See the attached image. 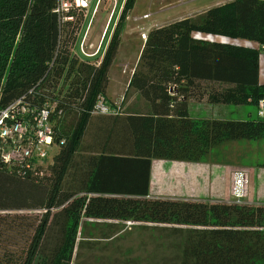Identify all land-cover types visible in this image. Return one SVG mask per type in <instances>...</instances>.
<instances>
[{"label": "trees", "instance_id": "obj_1", "mask_svg": "<svg viewBox=\"0 0 264 264\" xmlns=\"http://www.w3.org/2000/svg\"><path fill=\"white\" fill-rule=\"evenodd\" d=\"M135 1L113 13L102 56L101 46L81 57L68 49L76 24L60 26L57 0H0V106L35 88L40 102L63 109L55 130L65 141L49 177L0 170V211H43L23 230L25 247L4 248L0 264H78L83 218L163 224L183 237L179 264H264V204L150 196L153 160L201 162L225 142L264 138V119L192 118L188 108L190 98L256 105L264 96V0H231L151 29L128 86L149 112L92 114L100 94L108 100V72ZM93 117L100 124L84 146ZM7 217L0 238L23 225Z\"/></svg>", "mask_w": 264, "mask_h": 264}, {"label": "rangeland", "instance_id": "obj_2", "mask_svg": "<svg viewBox=\"0 0 264 264\" xmlns=\"http://www.w3.org/2000/svg\"><path fill=\"white\" fill-rule=\"evenodd\" d=\"M178 1L136 0L133 9L128 13L130 20L127 22L135 27L134 33L129 35L126 32L121 40L111 67V81L107 90L109 96H117L119 100L115 104L121 106L122 109L134 92V88L128 87L129 80L132 69L139 60L142 42L144 41L137 29L138 25L154 20L166 24L174 18L177 19V16H184V12L195 5L194 2L180 3ZM122 4L123 0L90 1L88 14L76 44V50L81 57L85 56L81 52L80 42L88 23L87 33L91 27V33L99 38L103 27L106 25L104 36L109 26L108 35L110 36L117 21V19L115 20L116 14L113 17V13H118ZM146 12L151 14L150 18L137 20V17H142ZM104 36L98 49L100 50L102 46L98 56H102L107 43L106 40L102 45ZM261 54H263L262 51ZM90 59L94 60L95 58L91 57ZM100 60L101 58L94 60V62L99 64ZM136 103L145 104L139 98ZM198 107L196 105L192 107V114L207 117L213 114L215 110L206 109L207 106H205L206 108L200 111ZM227 107L225 110H221L226 118L244 119L249 118L247 115L248 108L252 109L254 106L228 104ZM70 118H67L68 121L72 120L71 122H73V118ZM59 150L60 146L55 144L49 155L40 160L42 166L45 167L42 175L46 177L51 175L50 166ZM228 159L233 160L230 167L223 165V161L226 162ZM168 163L171 164V160ZM178 163L185 164L187 171H181L176 164L167 173H157L158 179L162 180L161 176H164L163 180H166L168 185L178 186L179 189L174 191L176 195L209 202L264 204V138L231 140L213 148L201 162ZM71 175H69L68 181L71 179ZM42 212V210L0 211L2 216L9 215L5 218L9 223L12 220L11 217L16 216H19L16 217L17 223L19 221L23 223L21 230L12 234L8 233L7 238H0V253L4 248L16 250L25 247L28 240L27 235L23 234V230L25 228L31 229L38 219L37 216ZM167 228L163 224L83 218L77 235L74 263L179 264L183 237L174 234Z\"/></svg>", "mask_w": 264, "mask_h": 264}, {"label": "built area", "instance_id": "obj_3", "mask_svg": "<svg viewBox=\"0 0 264 264\" xmlns=\"http://www.w3.org/2000/svg\"><path fill=\"white\" fill-rule=\"evenodd\" d=\"M91 0H57L55 8L59 17L60 26L69 23L76 24L72 38L68 41V49L71 53L81 56L76 50V44L81 27L88 14ZM149 14L143 15L144 18ZM142 38L146 40L147 33ZM65 36L59 38L62 44ZM81 51L84 45L81 42ZM264 51V45L259 46ZM98 52V49L96 53ZM94 53V54H96ZM92 54L91 56H93ZM258 117L264 119V96L257 104ZM63 109L57 108L55 102H40L36 97L35 88H32L17 99L0 106V170L18 176H41L45 167L40 160L46 158L55 144L61 146L64 139L56 138L55 116H61ZM123 109L117 104H111L104 95L98 96L97 103L92 114H122ZM101 220V219H96ZM131 222V221H130Z\"/></svg>", "mask_w": 264, "mask_h": 264}, {"label": "crops", "instance_id": "obj_4", "mask_svg": "<svg viewBox=\"0 0 264 264\" xmlns=\"http://www.w3.org/2000/svg\"><path fill=\"white\" fill-rule=\"evenodd\" d=\"M228 1H231V0H179L178 2H180V3H183V2L184 3L185 2L186 3L187 2H194L195 5H194V7L188 8V10L186 12H184V14H185V15L183 14L184 16H179V17L177 16V19H180L181 17L184 18V17H196V16H199L200 14L204 13L207 9H209V8H211L213 6H217V5L226 3ZM94 10H95V8H94ZM97 12H98V10H97ZM145 14H149V16L146 17V18H150L151 17V14L149 12H146L143 15H145ZM143 15H142V17H137V20H139L141 18H144ZM146 18H144V19H146ZM177 19L174 18L173 20H170L168 23H170V22H172L174 20H177ZM129 20H130V17L128 16L127 19H126L123 31L121 33V40L123 39V37H124L126 32L129 35L131 33H134L133 30L135 29V27L134 26L132 27L127 22ZM162 23L163 22L159 23V21H155L154 20V21H152L150 23H145V24H142V25H138L137 29L140 31L141 35L143 33H147L148 34L151 29H153L155 27H160V26L165 25V24H162ZM168 23H166V24H168ZM88 28H89V23H88V26L86 28L85 33L83 34L81 42L84 45V51L86 52V54H88L87 56H91L92 54L96 53L97 49H99V46L101 44V40H102V38L104 36L106 25L103 27V30L101 32L102 34H101V36L99 38L96 35L94 36L91 33V27H90V30L87 33V29ZM195 36L196 37H202V38H211V39L215 40L216 42L223 39L220 36H211V35H207V34H204V33H195ZM143 40L144 41L142 42L141 50H142V48H143V46L145 44V41H146L145 39H143ZM80 48H81V46H80ZM262 52H263V54H261L260 61H259V81H260V83H264V51H262ZM84 56H86V55H84ZM92 61L94 62V60H92ZM111 67H112V65L110 66V69H109V72H108V84L111 81V78H110ZM136 67H137V64L133 67L132 74L134 73V70H135ZM132 74H131V77H132ZM107 90H108V86H107V89H106V95H107V98H108L109 102L111 104L112 103L115 104V102H118L119 99L117 98V96L116 95H114V97L109 96L108 93H107ZM138 98L140 100L144 101L145 104L144 105L137 104L136 102L138 101ZM195 105H196V107L199 106L198 110H200V111H202L203 108L205 109L206 108L205 106H207L206 109H213V110L215 109V110H214L213 114H210V116H207V117L200 116V114L195 115V114H192V112H191L192 107L195 106ZM247 105H251V104H247ZM124 106H125L123 108V113L124 114H127V113H131V114H145V113H148L149 110H150L147 100L136 89H134V92H133L132 96L130 97V99L127 101V103ZM221 106H223V107H221ZM227 106H228V104H223V103H210L206 99L196 100L194 98H190L189 102H188L189 115L192 118H222V119H228V118H226V116L224 114H222V111H221L223 109L225 110L226 108H228ZM253 106L255 108L254 107L252 109L248 108L247 115H248L249 118H244L243 120L259 118L258 117V113H257V107H256V105H253ZM95 119L96 118H94V117L92 118V122H91V124L88 127L87 134L85 135L84 141H83V145L84 146L91 145V143L93 141V132L98 130V127H96V126L99 125L100 123L98 121H96ZM102 127L103 126H101L100 128H102ZM81 153L85 154L86 151L85 152L82 151ZM92 153H94V152H92ZM169 161L168 160H158V159L153 160V162H152V172H151V182H150V196L151 197H154V198H159V197L160 198H165V197L183 198L182 196L176 195V193L174 192L175 190L177 191L179 189L178 186L174 185L172 187V186L168 185L166 183V180H163L164 176H161L162 180L158 179V174L157 173H159V172H161L162 174L165 173V172L167 173V171L171 170L176 164H178L177 165L178 169H180L181 171H183V172L187 171V166H185V164L178 163V162H182V161H171V164L168 163ZM232 161L233 160H230V159H228V161H226V162L223 161V165L230 167L233 164ZM186 164H188V163L186 162ZM219 164H222V163H219Z\"/></svg>", "mask_w": 264, "mask_h": 264}]
</instances>
